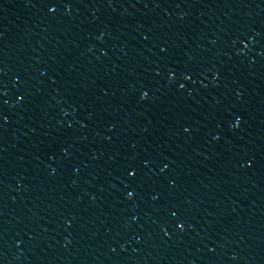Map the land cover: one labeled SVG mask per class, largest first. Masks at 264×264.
Returning a JSON list of instances; mask_svg holds the SVG:
<instances>
[{
	"label": "water",
	"instance_id": "water-1",
	"mask_svg": "<svg viewBox=\"0 0 264 264\" xmlns=\"http://www.w3.org/2000/svg\"><path fill=\"white\" fill-rule=\"evenodd\" d=\"M0 264H264V0H0Z\"/></svg>",
	"mask_w": 264,
	"mask_h": 264
}]
</instances>
